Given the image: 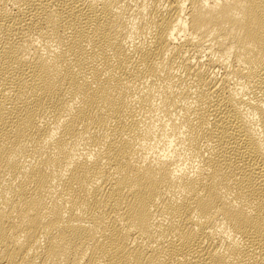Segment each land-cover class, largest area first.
I'll list each match as a JSON object with an SVG mask.
<instances>
[{
	"label": "bare ground",
	"instance_id": "obj_1",
	"mask_svg": "<svg viewBox=\"0 0 264 264\" xmlns=\"http://www.w3.org/2000/svg\"><path fill=\"white\" fill-rule=\"evenodd\" d=\"M0 264H264V0H0Z\"/></svg>",
	"mask_w": 264,
	"mask_h": 264
}]
</instances>
